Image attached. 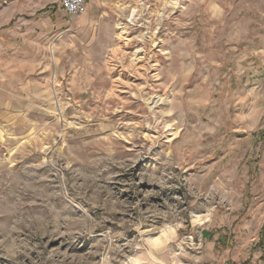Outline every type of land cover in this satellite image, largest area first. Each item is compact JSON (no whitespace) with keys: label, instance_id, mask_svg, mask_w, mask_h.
<instances>
[{"label":"rangeland","instance_id":"obj_1","mask_svg":"<svg viewBox=\"0 0 264 264\" xmlns=\"http://www.w3.org/2000/svg\"><path fill=\"white\" fill-rule=\"evenodd\" d=\"M58 1L0 0V264H264V0Z\"/></svg>","mask_w":264,"mask_h":264},{"label":"built area","instance_id":"obj_2","mask_svg":"<svg viewBox=\"0 0 264 264\" xmlns=\"http://www.w3.org/2000/svg\"><path fill=\"white\" fill-rule=\"evenodd\" d=\"M58 9L65 16H78L86 10V0H59Z\"/></svg>","mask_w":264,"mask_h":264},{"label":"crops","instance_id":"obj_3","mask_svg":"<svg viewBox=\"0 0 264 264\" xmlns=\"http://www.w3.org/2000/svg\"><path fill=\"white\" fill-rule=\"evenodd\" d=\"M57 9V8H56ZM58 10V9H57ZM258 72V71H257ZM262 73L264 74L263 68H262ZM258 76V75H257ZM252 77V76H251ZM252 78H255L252 77ZM260 77L258 76V79ZM257 82V81H256ZM248 94H254L258 96L264 95V76L260 79L259 83L257 82L255 86H250Z\"/></svg>","mask_w":264,"mask_h":264}]
</instances>
